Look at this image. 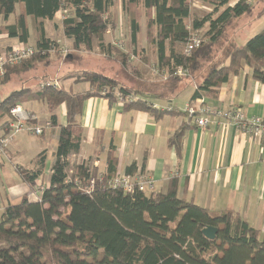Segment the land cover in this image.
<instances>
[{
	"label": "trees",
	"instance_id": "trees-1",
	"mask_svg": "<svg viewBox=\"0 0 264 264\" xmlns=\"http://www.w3.org/2000/svg\"><path fill=\"white\" fill-rule=\"evenodd\" d=\"M117 1L0 0V16L5 20L15 17L13 25L0 26V35L7 34L28 44L29 18L38 35L34 45L37 53L19 65L7 66L0 83L9 82L11 75H22L25 72L22 70L36 68L37 61L48 63L52 54L61 55V45L49 39L44 29V21H53L59 13L63 14L64 36L71 41L73 49L90 52L98 42L102 53L116 59L118 51L106 43L105 36L113 27L111 11ZM121 1L154 12L148 30L149 35L152 29L156 30L151 39L156 65L160 72L168 70L170 76L140 93L103 74L84 72L74 78L76 84L91 85L85 93L74 94L53 85L39 90L23 88L0 103V121L7 119V128L11 110L24 102L43 101L51 113L62 105L67 108V125L60 129L49 186L40 199L24 198L3 210L0 243L5 246L0 248V264H264V240L257 230L238 214L211 212L180 199L174 180L165 194L148 195L138 190L125 193L100 181L89 194V181L97 172L81 164L74 166L69 174L68 158L81 145V138L76 135V117L81 114L84 102L92 97H105L115 103L117 94L127 99L133 97L124 103L125 109L158 116L166 111L155 108L150 96L159 97L164 92L162 88L180 80L201 81L193 99L206 92L215 93L232 75H239L245 68L252 69L253 79L264 84V29L243 46L230 43L223 51L216 48L234 19L250 16L259 7L263 16L264 0L252 4L240 0L233 7L229 6L232 0H213V11L204 17L192 14L191 0ZM205 28V40L190 55L176 50L177 45L185 47L193 33ZM131 29L132 42L136 44L139 29L136 20H132ZM119 56L122 64L127 65V57ZM177 67H186L189 76L173 77L172 70ZM103 90L108 92L103 95ZM49 122L51 127L56 126V116ZM179 138L175 134L170 144H177ZM46 154L38 156L34 170L18 169L32 189L44 175ZM136 172V167L130 166L126 174ZM105 176L111 178L113 174ZM208 227L218 229L215 241L202 234Z\"/></svg>",
	"mask_w": 264,
	"mask_h": 264
},
{
	"label": "crops",
	"instance_id": "crops-1",
	"mask_svg": "<svg viewBox=\"0 0 264 264\" xmlns=\"http://www.w3.org/2000/svg\"><path fill=\"white\" fill-rule=\"evenodd\" d=\"M239 1L232 0L229 6L233 7ZM255 1L246 0L248 4ZM197 5L200 8L208 6L204 10L209 14L213 11L211 4L201 1ZM261 11L262 7H259L250 16L234 19L225 31L222 45L227 47L236 43L243 46L262 31L264 15L260 16ZM56 18L61 23L53 24L51 29L55 32L51 35L44 21L46 36L56 40L62 50L65 45L72 47L65 36L63 40L59 38L61 32L64 35L63 14L59 13ZM14 23L13 15L8 20L0 18V26ZM28 26V44L36 45L38 35L31 18L28 19ZM18 43L16 38L0 35V54ZM152 76L154 84L166 80L164 72L160 75L152 73ZM58 78L60 80V75ZM63 79L61 88L74 94L91 89L89 83L76 84L73 79ZM55 82L60 84L57 80ZM199 82L192 78L180 80L162 88L164 92L159 97L150 96L149 100L155 108L166 111L158 116L138 109H125L121 103L111 102L105 97L86 100L81 114L76 117V135L81 138V145L79 151L68 158L70 173L74 166L87 164L97 174L112 173L115 176L126 174L130 166H135L137 172H146L153 179L154 191L150 193L165 194L174 180L180 199L211 212L238 214L264 240V137H256L235 126L224 128V119L217 116H211V123L203 129L185 111L189 105L210 107L219 112L240 109L248 118L264 120V84L253 79L252 69L245 68L239 75H232L215 93L206 92L193 99ZM3 84L0 83V88ZM21 107L36 116V123L43 133L37 137L25 131L14 132L10 124L7 128V119L0 121V137L8 140L0 160V217L9 205L19 204L24 198L31 201L38 199L19 170H34L37 158L43 152L47 153L46 166L42 179L37 183H50L60 129L67 125L65 105L54 113L43 101H27ZM54 115L56 126L47 128L46 124ZM175 134H179L180 138L177 144L171 145Z\"/></svg>",
	"mask_w": 264,
	"mask_h": 264
},
{
	"label": "rangeland",
	"instance_id": "rangeland-1",
	"mask_svg": "<svg viewBox=\"0 0 264 264\" xmlns=\"http://www.w3.org/2000/svg\"><path fill=\"white\" fill-rule=\"evenodd\" d=\"M191 1V10H193L195 16L204 17L207 13L209 14L207 10H204L205 8H209L208 6L202 5L203 8H200L197 3H201L202 1L212 5L213 0ZM211 10H213V7H211ZM259 10H261V8ZM111 14L113 27L106 33L105 41L106 43L113 45L118 51L115 57L116 59L108 57L106 54L103 55L100 49H98V42H95L93 50L90 52L85 50L77 51L71 46L65 45L64 49L68 51L67 54H52L48 63L46 61H37L35 63L37 65L36 68H33L32 70H22L25 71L22 75H11L10 81L4 83L2 85L3 88H0V103L8 97L6 95L11 91H19L23 88L39 90L42 84L50 82L49 80L51 79L54 80L52 82L57 80V82L60 83L57 88H61V82H64L63 78L76 81V75H80L84 72H97L103 74L117 80V82L124 84L125 86L137 90L138 92L143 89L148 90V87L153 85V81L155 80L152 76V67L157 64L155 48L151 43V39L155 37L156 30L155 28L154 30L152 29L150 35L148 30V23L153 17L154 12L152 10H146L142 5H128L121 0H118L111 11ZM0 18H2V16H0ZM245 18L247 17H243V19ZM132 20H136L139 25L136 44H133L132 42ZM56 23L60 24L61 21L58 18L53 20V22L45 20L49 35L55 32L51 27ZM205 32L206 28L199 32L203 41L205 40L203 36ZM59 38L61 40L64 39L62 32L60 33ZM184 48V45L179 44L177 45L176 50L180 52L184 51ZM216 48L219 51L224 50L222 41L217 44ZM120 54H124L127 57V65L122 64V57L119 56ZM68 56H71V58H68ZM19 69L23 68L20 67ZM58 74L60 75V80ZM45 78L48 80L45 81ZM40 82L42 84H40ZM158 84L160 83H157V85ZM152 88L154 89V87ZM70 169L71 168H69V174ZM3 246L5 245L0 243V248Z\"/></svg>",
	"mask_w": 264,
	"mask_h": 264
},
{
	"label": "built area",
	"instance_id": "built-area-1",
	"mask_svg": "<svg viewBox=\"0 0 264 264\" xmlns=\"http://www.w3.org/2000/svg\"><path fill=\"white\" fill-rule=\"evenodd\" d=\"M203 43V40L199 33L195 32L192 34L190 41L186 44L184 48V53L190 55L195 49L199 48ZM117 46V45H116ZM62 54H67L66 49H61ZM37 53L35 46L31 44L18 43L16 46L12 47L10 50L5 51L0 54V81L5 77L7 66H16L25 60L30 59ZM152 72L154 75H160L158 66L154 65L152 67ZM173 77L175 78H185L189 76V71L186 67H177L172 70ZM170 76L168 70L164 72V78L167 79ZM54 86L57 88L58 84L56 82H47L42 84L41 89L44 86ZM107 90H103V95L107 93ZM118 102L124 105L126 101L132 98H124L122 95L117 94ZM135 99V98H133ZM186 113L191 119H194L197 126L200 128H207L211 123V116H217L224 119L222 126L227 128L229 126H235L239 130L245 131L247 133L253 134L256 137H264V120L260 118H248L240 109H230L226 112H219L214 108L202 107V106H192L186 107ZM11 123L10 127L14 132L25 131L34 136H41L43 129L37 123V118L34 114L23 109L21 106L13 108L10 112ZM47 128L51 127L50 122L46 124ZM8 145V140L6 137H0V160L4 156L6 148ZM97 181L105 182L106 186L110 189H121L125 193H131L136 190L142 193H150L154 191V181L146 172H136L134 175L129 174H117L111 178H107L104 174L98 173L96 176L91 177L89 181V186L87 187V193H91ZM49 186V184H43L42 181L37 183L34 188V197L40 199L44 190ZM37 199V200H38Z\"/></svg>",
	"mask_w": 264,
	"mask_h": 264
},
{
	"label": "water",
	"instance_id": "water-1",
	"mask_svg": "<svg viewBox=\"0 0 264 264\" xmlns=\"http://www.w3.org/2000/svg\"><path fill=\"white\" fill-rule=\"evenodd\" d=\"M217 233H218V229L217 228H214V227H208V228H205L203 231H202V234L209 240L211 241H215L216 240V236H217Z\"/></svg>",
	"mask_w": 264,
	"mask_h": 264
}]
</instances>
